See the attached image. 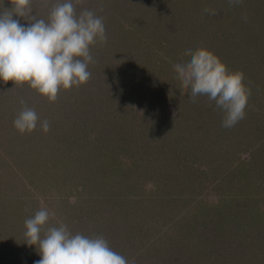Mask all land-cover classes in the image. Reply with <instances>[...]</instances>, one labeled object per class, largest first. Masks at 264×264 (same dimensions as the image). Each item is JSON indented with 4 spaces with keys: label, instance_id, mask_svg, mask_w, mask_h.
<instances>
[{
    "label": "rangeland",
    "instance_id": "1",
    "mask_svg": "<svg viewBox=\"0 0 264 264\" xmlns=\"http://www.w3.org/2000/svg\"><path fill=\"white\" fill-rule=\"evenodd\" d=\"M63 2L32 0V15L47 22ZM71 2L104 20L89 81L50 102L0 80V264L41 259L25 220L42 206L47 226L103 237L129 264H264V0ZM199 48L245 74L234 127L177 79L173 65ZM25 107L39 119L21 134Z\"/></svg>",
    "mask_w": 264,
    "mask_h": 264
},
{
    "label": "clouds",
    "instance_id": "2",
    "mask_svg": "<svg viewBox=\"0 0 264 264\" xmlns=\"http://www.w3.org/2000/svg\"><path fill=\"white\" fill-rule=\"evenodd\" d=\"M31 2L11 0V10L0 13V80L12 81L14 85L27 84L54 102L61 87L68 90L89 81L91 73L87 69L93 60L90 46L97 39L101 42L107 39L104 20L87 9L77 15L71 0L55 4L47 22L37 20L32 15ZM229 3H240V0H229ZM14 15L31 22L25 27L13 19ZM185 55L191 57L189 61L173 65L182 88L190 90L193 102L198 95L215 101L224 112L222 127H234L244 118L251 94L244 83L243 71H229L206 48L194 52L188 49ZM38 119L34 109L25 107L13 124L23 134L35 130ZM41 126L44 132L49 131L47 120ZM54 215L42 206L25 220L26 241L35 245L41 256L37 264H129L103 237L73 235L63 223L58 227L47 226Z\"/></svg>",
    "mask_w": 264,
    "mask_h": 264
}]
</instances>
